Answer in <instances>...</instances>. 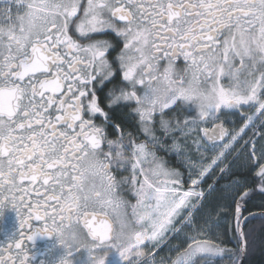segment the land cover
I'll return each instance as SVG.
<instances>
[{
    "label": "snow or ice",
    "instance_id": "1",
    "mask_svg": "<svg viewBox=\"0 0 264 264\" xmlns=\"http://www.w3.org/2000/svg\"><path fill=\"white\" fill-rule=\"evenodd\" d=\"M255 191L264 0H0V214L18 221L0 264H29L25 241L71 223L89 264L111 249L127 264H241ZM224 212L235 248L212 236Z\"/></svg>",
    "mask_w": 264,
    "mask_h": 264
},
{
    "label": "flooded vegetation",
    "instance_id": "2",
    "mask_svg": "<svg viewBox=\"0 0 264 264\" xmlns=\"http://www.w3.org/2000/svg\"><path fill=\"white\" fill-rule=\"evenodd\" d=\"M118 50V48H117ZM112 55H115V52L112 53ZM119 79V77H117ZM111 85H106L100 92V102L103 105L105 103V95L104 93L107 91L108 87ZM127 109H115L112 112V116L114 119H118L121 117L122 112H126ZM97 123H100V119L97 118ZM231 126V125H229ZM125 128L128 131L136 132L137 127L136 125L131 121L129 118L128 122L125 123ZM109 136L112 137L115 134L112 132V129L109 127L108 129ZM141 140L143 139V136L141 135L139 137ZM163 154V153H161ZM171 161L175 160V156L171 155L168 157ZM123 174V173H122ZM206 182L204 183L203 187L207 189ZM34 226L43 227L42 223L39 221H32ZM18 227V221L16 218L15 210L12 208H4L2 211V214H0V243L5 242L6 238L9 236H12L15 234L16 229ZM214 232H218V229ZM213 234V233H212ZM218 242V241H217ZM25 247L26 249L29 248V251L31 253L29 257V264H42V262H45V264H51V261H53L58 255L63 253L62 246L56 245V237L53 236H44V235H37L32 242L25 241ZM231 247V246H230ZM165 249H161V254H163V251ZM70 259H72L73 264H89V256L87 253V250L85 249H79L76 251H73L71 254ZM220 257L215 258V264H218V260ZM105 264H127V262H121L119 260V256L115 249H111L108 251V254L105 257Z\"/></svg>",
    "mask_w": 264,
    "mask_h": 264
},
{
    "label": "trees",
    "instance_id": "3",
    "mask_svg": "<svg viewBox=\"0 0 264 264\" xmlns=\"http://www.w3.org/2000/svg\"><path fill=\"white\" fill-rule=\"evenodd\" d=\"M254 171L255 169H252L246 173L241 174L248 178V187H254V185L258 183V179L253 175ZM209 183H211V179L207 180L206 187H208ZM223 183L224 181H221V184ZM216 195L217 193H212L208 197V200L214 201V197H216ZM262 211H264V194L255 191L251 194L250 198L248 199V202L244 208V215L242 216L245 217L249 213L253 212L259 213L258 216L248 221L244 227L245 232L249 234L247 257L244 264H264V218H261L260 216V213ZM230 219L231 213L224 212V218L222 219L220 217L219 220V222H223L222 224L219 223V234H217L218 232H213L212 236L213 238H217L218 242H224L231 246V248H235V238L232 231L229 230ZM229 264H231V260Z\"/></svg>",
    "mask_w": 264,
    "mask_h": 264
},
{
    "label": "clouds",
    "instance_id": "4",
    "mask_svg": "<svg viewBox=\"0 0 264 264\" xmlns=\"http://www.w3.org/2000/svg\"><path fill=\"white\" fill-rule=\"evenodd\" d=\"M85 166H87V161L85 162ZM83 204V202H81ZM89 207H92V203L89 202ZM56 237V245L62 246L63 253L58 255L53 264H73L72 260L68 259L67 253L69 250H79V249H87L90 247V241L86 237V235L81 231L80 227L75 224H66L63 226H58V230L55 233ZM120 242H124V237H118ZM148 250H144V257H148Z\"/></svg>",
    "mask_w": 264,
    "mask_h": 264
},
{
    "label": "rangeland",
    "instance_id": "5",
    "mask_svg": "<svg viewBox=\"0 0 264 264\" xmlns=\"http://www.w3.org/2000/svg\"><path fill=\"white\" fill-rule=\"evenodd\" d=\"M174 155V154H173ZM172 163L175 165V160L174 162L172 161ZM221 218H224V213L222 214ZM219 223H223L222 221ZM221 243L223 247H227V248H231L228 244L224 243V242H218ZM230 256L228 254H225L223 257H220V259L218 260V264H229L230 263Z\"/></svg>",
    "mask_w": 264,
    "mask_h": 264
},
{
    "label": "water",
    "instance_id": "6",
    "mask_svg": "<svg viewBox=\"0 0 264 264\" xmlns=\"http://www.w3.org/2000/svg\"><path fill=\"white\" fill-rule=\"evenodd\" d=\"M253 213H256V215H255L254 217H249V214L245 216V217H249V218L246 220V222L243 223V228L245 227V225H246V223H247L248 221H250L251 219H253V218H255L256 216L259 215L258 212H253ZM245 217H241V220L244 221ZM246 257H247V251H246V253L241 257V264H244V263H245V261H246Z\"/></svg>",
    "mask_w": 264,
    "mask_h": 264
}]
</instances>
